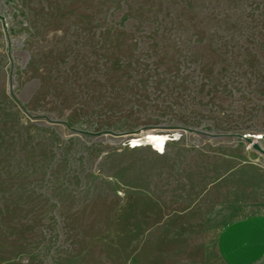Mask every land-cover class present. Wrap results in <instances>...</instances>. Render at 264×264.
<instances>
[{
	"label": "rangeland",
	"instance_id": "374dc122",
	"mask_svg": "<svg viewBox=\"0 0 264 264\" xmlns=\"http://www.w3.org/2000/svg\"><path fill=\"white\" fill-rule=\"evenodd\" d=\"M0 16V264H224L219 231L264 213L239 137L264 149V0Z\"/></svg>",
	"mask_w": 264,
	"mask_h": 264
},
{
	"label": "crops",
	"instance_id": "0c3cea01",
	"mask_svg": "<svg viewBox=\"0 0 264 264\" xmlns=\"http://www.w3.org/2000/svg\"><path fill=\"white\" fill-rule=\"evenodd\" d=\"M216 250L224 264H263L264 213L227 223L218 233Z\"/></svg>",
	"mask_w": 264,
	"mask_h": 264
},
{
	"label": "water",
	"instance_id": "95a60500",
	"mask_svg": "<svg viewBox=\"0 0 264 264\" xmlns=\"http://www.w3.org/2000/svg\"><path fill=\"white\" fill-rule=\"evenodd\" d=\"M0 20L2 21V23H3V26H4V28L6 27L5 26V24H4V18L2 17V16H0ZM240 138H242V139H244L245 141H247L250 145H251V147L254 149V150H256V151H258L260 154H263L264 155V149H262L261 147H260V145L257 143V139L258 138H256V137H250L249 135H240L239 136Z\"/></svg>",
	"mask_w": 264,
	"mask_h": 264
}]
</instances>
